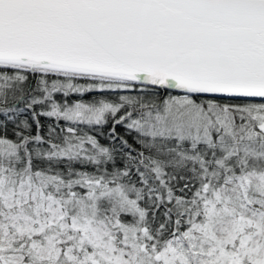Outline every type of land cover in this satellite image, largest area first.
<instances>
[{"label":"snow or ice","instance_id":"1","mask_svg":"<svg viewBox=\"0 0 264 264\" xmlns=\"http://www.w3.org/2000/svg\"><path fill=\"white\" fill-rule=\"evenodd\" d=\"M0 264H264V0H0Z\"/></svg>","mask_w":264,"mask_h":264}]
</instances>
